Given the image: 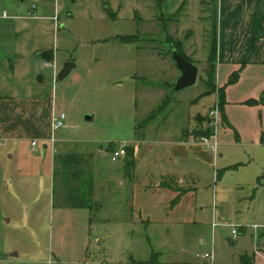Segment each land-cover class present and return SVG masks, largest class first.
Instances as JSON below:
<instances>
[{
    "label": "rangeland",
    "instance_id": "rangeland-1",
    "mask_svg": "<svg viewBox=\"0 0 264 264\" xmlns=\"http://www.w3.org/2000/svg\"><path fill=\"white\" fill-rule=\"evenodd\" d=\"M34 2L0 0V60L28 35L29 52L51 49L43 70L45 50L32 56V84L42 71L54 115L66 119L35 150L32 137L0 147V264H264V62L218 60L207 92L208 71L195 62L207 59L215 29L224 50L229 43L214 17L218 0H58L60 29L22 31L20 20L37 21L24 17ZM172 44L198 66L193 86L174 89ZM68 61L76 66L56 81ZM219 89L217 154L193 145L176 162ZM120 145L129 153L114 160ZM66 155L83 164L64 168ZM83 165L82 186L74 171ZM75 183L89 206L68 200Z\"/></svg>",
    "mask_w": 264,
    "mask_h": 264
},
{
    "label": "crops",
    "instance_id": "crops-1",
    "mask_svg": "<svg viewBox=\"0 0 264 264\" xmlns=\"http://www.w3.org/2000/svg\"><path fill=\"white\" fill-rule=\"evenodd\" d=\"M37 1L43 4V8L49 11V13H44L39 16L36 11ZM101 3L102 1L100 3L98 1L96 2L99 9L104 5ZM33 5H36L35 9H33ZM207 5L212 7V4L209 2ZM110 8L104 6L102 10L106 12L109 11ZM214 8H217L214 17L219 22L218 24H220L221 38L223 40L225 32L226 41L229 42L225 50L224 47H222L223 45L219 42L218 60L221 61L224 58L226 62L237 65L242 61L245 62L246 59L247 61L251 60L250 62L252 63L264 62V0H218ZM62 13L58 0H35L30 6L28 16L24 17L37 21L30 23L20 20L21 22L17 24L18 29H27V27L33 24L37 27L38 31H57L60 29V20L63 18ZM67 13V16H74L70 11ZM5 16L9 17L7 14ZM224 27L226 29H224ZM28 37L29 35L16 42V50L14 54H12L14 55L12 59L0 60V140L3 141L26 137H32V141H45L48 140L50 134L53 138V103L51 102L52 104H50L46 98L47 95L44 83L47 77L41 71L47 68L46 63L49 60L43 58L42 62H40L41 72L39 73L41 74L38 76L37 73L38 79H40H37L38 85H33L31 79L35 64L32 60V56L35 55L36 52H42L43 50H48L52 54V50L41 46L34 50V52H29L27 50ZM237 49L239 54H236ZM209 55L206 60H197L195 63L197 65L203 64L208 71ZM40 57H42L41 54ZM180 76L181 71L179 73V77ZM166 98H170V96H166ZM200 116L201 114L197 117L198 126H200V129H206L207 122L203 120L202 123L200 121ZM199 131V129H195L193 134L186 135L184 140L180 142L179 145L188 146V149L184 147L180 151L181 153L178 152V154H176V162H179L181 159H189V156L193 153L191 146L201 145L196 142V138L200 137V135L197 134ZM193 136H195V138H193ZM44 146L47 147V144ZM33 149L35 150L36 147H33ZM171 161L172 158H169V162ZM156 185L159 192V184ZM171 194L172 192L170 195ZM174 195H176V193L172 196ZM202 244H204V241H202Z\"/></svg>",
    "mask_w": 264,
    "mask_h": 264
},
{
    "label": "trees",
    "instance_id": "trees-1",
    "mask_svg": "<svg viewBox=\"0 0 264 264\" xmlns=\"http://www.w3.org/2000/svg\"><path fill=\"white\" fill-rule=\"evenodd\" d=\"M168 40H171V39L168 38ZM174 51H177V52L181 53L186 59L190 60L188 57H186V55H184V53L182 52V49H181V47L179 45L177 47L173 45L172 50H171L172 57H173ZM217 61H218V37H217V31L215 29V37H214L213 47H212V50H211L209 58H208V77L206 79V83L208 85V91H207L208 93L215 92V91H213L212 88H215V85H216V81H215L216 79L215 78H216V70H217ZM218 91H219V96H218L219 97V101L221 100L220 101V109H221V113H222V116H223L224 101H223V97H222V94H221V93H223V90L219 89ZM220 97H222V98L220 99ZM168 101H169L168 98H166V100H164L162 102V104L157 109L154 110L153 114L160 113L168 105V103H169ZM211 133H212V128L207 126L206 129H202L201 128L200 131L197 134H199L201 136V135H209ZM126 153H129V151L127 150V147H126ZM83 158L84 157L79 158V157H75V156L66 155L64 157H60V160L62 159V163H63L64 168L71 169V166H73V165L83 164V161H82ZM83 166L84 167L82 169L75 170V171H78V172L74 171V178L80 177V181L82 182L81 183L82 186H83V180L82 179H84L86 177V175H88L86 179H89V167L85 166V165H83ZM68 172L65 174V178H67L68 175L70 174ZM86 179H85V181H86ZM86 182H87V184H88V186L90 188L91 187L90 186L91 185L90 180H88ZM77 185H80V184L75 183L74 186H71V188L68 189V192L70 193L69 196H68L69 197L68 200H70V202L72 203V205L74 207H82V206H86L87 207V206H89V202H88L89 200L84 201L77 194L78 191H79V187ZM249 264H252V261Z\"/></svg>",
    "mask_w": 264,
    "mask_h": 264
},
{
    "label": "built area",
    "instance_id": "built-area-1",
    "mask_svg": "<svg viewBox=\"0 0 264 264\" xmlns=\"http://www.w3.org/2000/svg\"><path fill=\"white\" fill-rule=\"evenodd\" d=\"M33 9H35L36 5L32 6ZM46 65H49L47 62ZM57 71H55V74ZM66 115L65 113L60 114L59 116H55L53 118L52 122V130L53 132L57 129L61 128L65 124ZM221 123V109H220V101L219 97L217 96L215 104L212 106V108L208 112V120H207V126L212 128V133L209 135H201L198 138V143L204 146L207 150L212 152L213 154H217L218 147H219V140H218V126ZM3 140H0V147L3 146ZM32 146H37V140L32 141ZM126 155V146L120 145L113 153V159H117L120 156ZM232 233L234 237L237 236L238 231L236 229L232 230ZM204 259H214L213 252L212 253H205L202 255H198Z\"/></svg>",
    "mask_w": 264,
    "mask_h": 264
},
{
    "label": "water",
    "instance_id": "water-1",
    "mask_svg": "<svg viewBox=\"0 0 264 264\" xmlns=\"http://www.w3.org/2000/svg\"><path fill=\"white\" fill-rule=\"evenodd\" d=\"M42 58L45 60H50L52 58V54L45 50L41 53ZM173 59L181 71V76L177 79L174 89L181 90L189 86H193L198 78L199 68L192 61L186 59L181 53L174 51ZM76 66V63L73 61H68L64 63L61 70L58 72L56 76V81H61L68 76V74L72 71V69ZM40 80V79H38Z\"/></svg>",
    "mask_w": 264,
    "mask_h": 264
}]
</instances>
